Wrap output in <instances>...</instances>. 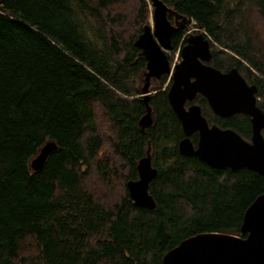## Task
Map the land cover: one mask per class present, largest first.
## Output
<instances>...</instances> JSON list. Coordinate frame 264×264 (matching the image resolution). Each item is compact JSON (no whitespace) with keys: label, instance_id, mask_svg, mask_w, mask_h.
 Here are the masks:
<instances>
[{"label":"trees","instance_id":"1","mask_svg":"<svg viewBox=\"0 0 264 264\" xmlns=\"http://www.w3.org/2000/svg\"><path fill=\"white\" fill-rule=\"evenodd\" d=\"M163 1L182 25L171 51L202 31L211 64L236 67L264 109V0ZM148 17L146 0H0V264H161L188 236L245 235L243 213L264 179L179 153L167 75L150 81L152 123L138 125L145 59L134 40ZM192 102L209 124L250 139L247 115ZM46 142L55 149L33 170ZM148 146L152 209L126 188Z\"/></svg>","mask_w":264,"mask_h":264},{"label":"water","instance_id":"2","mask_svg":"<svg viewBox=\"0 0 264 264\" xmlns=\"http://www.w3.org/2000/svg\"><path fill=\"white\" fill-rule=\"evenodd\" d=\"M152 26L144 25L134 40L145 59L144 83L141 87L145 112L139 118L141 129L152 123L148 106L150 78L171 75L167 90L168 103L180 122L183 137L178 141L180 154L194 156L210 167L238 170L247 168L264 179V109L256 104L255 84H249L236 67L221 71L204 64L210 59L209 39L202 31L190 32L179 50L180 60L170 65L167 51L171 37L182 27L175 12L163 0H150ZM168 14H174L173 23ZM202 95L212 112L220 117L245 114L251 126L250 139L246 140L231 128L209 124L200 106L185 102ZM197 134L193 145L189 136ZM55 149L53 142L45 143L30 161L38 170L48 154ZM137 179L126 182L130 199L136 206L152 209L155 202L148 193L149 182L156 174L151 165L149 146L136 164ZM262 192L246 207L240 232L244 236L226 232H201L182 239L168 249L161 264H264V181Z\"/></svg>","mask_w":264,"mask_h":264},{"label":"rangeland","instance_id":"3","mask_svg":"<svg viewBox=\"0 0 264 264\" xmlns=\"http://www.w3.org/2000/svg\"><path fill=\"white\" fill-rule=\"evenodd\" d=\"M147 1V4H148V8H149V17H148V24L150 25V26H152V23H153V21H152V5H151V2H150V0H146ZM190 32V31H189ZM172 50V49H171ZM171 50H169L168 52H167V54H169V57H170V59H171V64L172 63H174V62H176V61H178L179 60V57H178V55H179V52H178V50H175V51H171ZM169 59V60H170ZM262 135H263V137H264V129L262 130Z\"/></svg>","mask_w":264,"mask_h":264},{"label":"flooded vegetation","instance_id":"4","mask_svg":"<svg viewBox=\"0 0 264 264\" xmlns=\"http://www.w3.org/2000/svg\"><path fill=\"white\" fill-rule=\"evenodd\" d=\"M184 42H185V37H184ZM183 44V43H182ZM172 46V45H171ZM172 49V48H171ZM211 49V48H210ZM210 59L209 60H207V61H204V60H202V62L204 63V64H208V65H210V66H213L212 64H211V58H212V53H211V50H210ZM167 57H168V59H169V54H167ZM178 57H179V60H180V55H178ZM179 60L178 61H176V62H174V63H177V62H179ZM173 63V64H174ZM171 65V64H170ZM214 67V66H213ZM216 68V67H215ZM218 69V68H217ZM220 70V69H219ZM222 71V70H221ZM225 71V70H224ZM227 71V70H226ZM165 75H167V74H165ZM168 76V80H169V85H170V83H171V75H167ZM154 79H157V78H150V80H149V85H150V81L151 80H154ZM143 81H144V73H143ZM169 87V86H168ZM167 90H168V88H167ZM148 91H149V94H148V96L150 95V93L152 92V91H150L149 90V87H148ZM197 95H200L199 93H197L196 95H195V97L197 96ZM140 96H143L142 95V93L140 94ZM202 96V95H201ZM194 97V98H195ZM193 98V99H194ZM193 99L192 100H190V101H186L185 102V106H187V105H189V104H191V103H194V102H192L193 101ZM167 101H168V99H167ZM211 125V124H210Z\"/></svg>","mask_w":264,"mask_h":264},{"label":"bare ground","instance_id":"5","mask_svg":"<svg viewBox=\"0 0 264 264\" xmlns=\"http://www.w3.org/2000/svg\"><path fill=\"white\" fill-rule=\"evenodd\" d=\"M47 143V142H46Z\"/></svg>","mask_w":264,"mask_h":264}]
</instances>
